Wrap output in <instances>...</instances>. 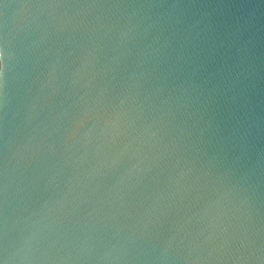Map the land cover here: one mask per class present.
Listing matches in <instances>:
<instances>
[{"label": "water", "instance_id": "95a60500", "mask_svg": "<svg viewBox=\"0 0 264 264\" xmlns=\"http://www.w3.org/2000/svg\"><path fill=\"white\" fill-rule=\"evenodd\" d=\"M0 264H264V0H0Z\"/></svg>", "mask_w": 264, "mask_h": 264}]
</instances>
